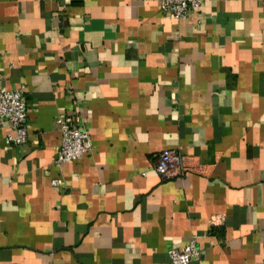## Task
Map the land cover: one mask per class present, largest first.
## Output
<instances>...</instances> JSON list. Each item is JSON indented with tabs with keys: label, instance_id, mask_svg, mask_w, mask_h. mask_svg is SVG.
Returning <instances> with one entry per match:
<instances>
[{
	"label": "crops",
	"instance_id": "crops-1",
	"mask_svg": "<svg viewBox=\"0 0 264 264\" xmlns=\"http://www.w3.org/2000/svg\"><path fill=\"white\" fill-rule=\"evenodd\" d=\"M0 264H264V0H0ZM57 115L92 148L56 166ZM173 149L184 172L161 175ZM58 179V184L52 180Z\"/></svg>",
	"mask_w": 264,
	"mask_h": 264
},
{
	"label": "built area",
	"instance_id": "built-area-1",
	"mask_svg": "<svg viewBox=\"0 0 264 264\" xmlns=\"http://www.w3.org/2000/svg\"><path fill=\"white\" fill-rule=\"evenodd\" d=\"M163 13L176 19L188 16L190 9L200 6L206 0H156ZM0 120L7 121L14 134L6 138L8 143L22 144L27 140V103L20 89H0ZM54 123L60 131V144L54 159L56 166L80 159L91 148L88 132L72 115H57ZM154 169L161 175H180L184 172L183 158L173 149L162 150L154 161ZM58 184V179L52 180ZM170 264H189L199 260L202 250L195 239L181 246H171L167 250Z\"/></svg>",
	"mask_w": 264,
	"mask_h": 264
}]
</instances>
